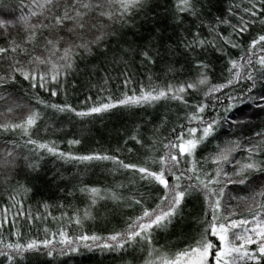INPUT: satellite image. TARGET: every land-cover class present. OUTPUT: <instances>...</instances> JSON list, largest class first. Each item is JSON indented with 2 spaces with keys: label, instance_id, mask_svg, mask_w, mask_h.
Returning a JSON list of instances; mask_svg holds the SVG:
<instances>
[{
  "label": "snow or ice",
  "instance_id": "6c2138e0",
  "mask_svg": "<svg viewBox=\"0 0 264 264\" xmlns=\"http://www.w3.org/2000/svg\"><path fill=\"white\" fill-rule=\"evenodd\" d=\"M82 249L264 264V0H0V264Z\"/></svg>",
  "mask_w": 264,
  "mask_h": 264
},
{
  "label": "trees",
  "instance_id": "16d2710c",
  "mask_svg": "<svg viewBox=\"0 0 264 264\" xmlns=\"http://www.w3.org/2000/svg\"><path fill=\"white\" fill-rule=\"evenodd\" d=\"M7 2L8 0H5V3ZM64 202L67 203L66 201ZM73 203H76V201H73ZM65 210L69 212L71 211L70 208L57 209L56 207H52L50 209L54 217H60L61 211ZM60 226L61 223L59 220H53L52 217H49L47 220L35 221L32 223V225L23 224L22 231L25 233L26 237L31 236L32 238L43 239L45 236V228H48L51 232L56 231ZM66 230L74 231L75 226H73L72 229L66 228ZM93 230H96L98 232L101 231L100 228H94ZM63 261H67V264H114V262L107 256V254L101 255L98 250L87 252L83 249L81 250V254H73L72 256L62 258L61 264H63Z\"/></svg>",
  "mask_w": 264,
  "mask_h": 264
},
{
  "label": "rangeland",
  "instance_id": "374dc122",
  "mask_svg": "<svg viewBox=\"0 0 264 264\" xmlns=\"http://www.w3.org/2000/svg\"><path fill=\"white\" fill-rule=\"evenodd\" d=\"M87 227V226H86Z\"/></svg>",
  "mask_w": 264,
  "mask_h": 264
}]
</instances>
